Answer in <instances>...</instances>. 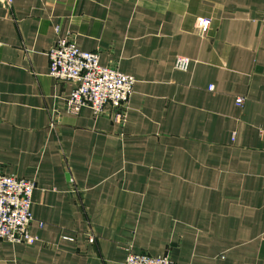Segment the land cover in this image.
Segmentation results:
<instances>
[{"label":"crops","instance_id":"crops-1","mask_svg":"<svg viewBox=\"0 0 264 264\" xmlns=\"http://www.w3.org/2000/svg\"><path fill=\"white\" fill-rule=\"evenodd\" d=\"M61 37L134 77L123 122L67 111ZM263 97L264 0H0V172L34 179L37 237L0 264H264Z\"/></svg>","mask_w":264,"mask_h":264},{"label":"built area","instance_id":"built-area-1","mask_svg":"<svg viewBox=\"0 0 264 264\" xmlns=\"http://www.w3.org/2000/svg\"><path fill=\"white\" fill-rule=\"evenodd\" d=\"M9 6L12 0H1ZM210 24V19L198 17L199 28ZM49 75L60 81H70L73 88L65 100L67 111L76 114L87 106L95 115L110 114L113 120L123 122L128 102L133 92L135 79L113 66L100 63L97 51H84L68 38L61 37L47 51ZM190 59L178 55L173 67L186 71ZM212 86H209L211 89ZM244 98L236 97L235 102L242 105ZM264 105V97L262 99ZM264 132V127H263ZM35 189L33 178L17 177L0 172V239L11 243L32 244L37 237L30 232L33 222L31 211L32 194ZM38 226L43 223L38 221ZM89 235V241H93ZM123 264H175L168 255L147 253H127Z\"/></svg>","mask_w":264,"mask_h":264}]
</instances>
